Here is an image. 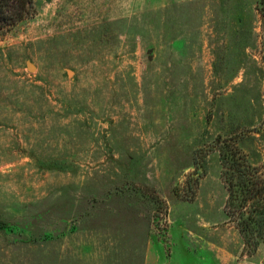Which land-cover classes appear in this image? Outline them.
<instances>
[{"label":"rangeland","instance_id":"374dc122","mask_svg":"<svg viewBox=\"0 0 264 264\" xmlns=\"http://www.w3.org/2000/svg\"><path fill=\"white\" fill-rule=\"evenodd\" d=\"M219 136L264 167V0H35L0 34V264H264Z\"/></svg>","mask_w":264,"mask_h":264},{"label":"trees","instance_id":"16d2710c","mask_svg":"<svg viewBox=\"0 0 264 264\" xmlns=\"http://www.w3.org/2000/svg\"><path fill=\"white\" fill-rule=\"evenodd\" d=\"M34 13L35 0H0V34ZM217 143L228 189L225 210L243 237L245 248L254 250L264 240V167L251 163L232 138L219 136Z\"/></svg>","mask_w":264,"mask_h":264},{"label":"water","instance_id":"95a60500","mask_svg":"<svg viewBox=\"0 0 264 264\" xmlns=\"http://www.w3.org/2000/svg\"><path fill=\"white\" fill-rule=\"evenodd\" d=\"M30 67H31V68H33V66H32V65H30Z\"/></svg>","mask_w":264,"mask_h":264}]
</instances>
